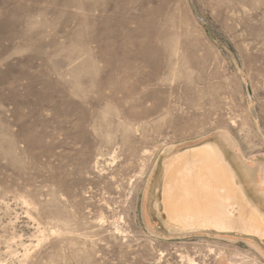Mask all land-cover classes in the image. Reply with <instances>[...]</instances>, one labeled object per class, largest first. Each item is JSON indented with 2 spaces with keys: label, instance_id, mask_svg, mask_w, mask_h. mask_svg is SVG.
Segmentation results:
<instances>
[{
  "label": "rangeland",
  "instance_id": "374dc122",
  "mask_svg": "<svg viewBox=\"0 0 264 264\" xmlns=\"http://www.w3.org/2000/svg\"><path fill=\"white\" fill-rule=\"evenodd\" d=\"M212 151L264 224V0H0V264H264L167 209Z\"/></svg>",
  "mask_w": 264,
  "mask_h": 264
},
{
  "label": "bare ground",
  "instance_id": "6f19581e",
  "mask_svg": "<svg viewBox=\"0 0 264 264\" xmlns=\"http://www.w3.org/2000/svg\"><path fill=\"white\" fill-rule=\"evenodd\" d=\"M166 59L172 62L173 55L168 53ZM168 76L171 77V75ZM128 96H131L130 93ZM209 154L211 155L209 161L213 165L209 166V172L206 174L208 179L200 175L189 177L188 174L176 178V175L168 168L165 176V197L171 217L186 223L197 222L203 227L236 229L264 236V224L255 219L252 223L246 222L243 220L241 210L238 212L235 203L231 202L241 197L235 174L228 169L226 161L220 154L216 151ZM234 212L240 213L239 217H236Z\"/></svg>",
  "mask_w": 264,
  "mask_h": 264
},
{
  "label": "water",
  "instance_id": "95a60500",
  "mask_svg": "<svg viewBox=\"0 0 264 264\" xmlns=\"http://www.w3.org/2000/svg\"><path fill=\"white\" fill-rule=\"evenodd\" d=\"M257 234V233H256Z\"/></svg>",
  "mask_w": 264,
  "mask_h": 264
}]
</instances>
